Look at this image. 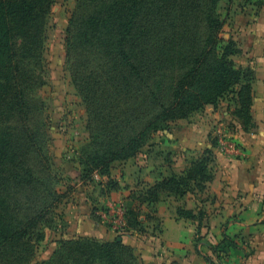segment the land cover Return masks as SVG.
Segmentation results:
<instances>
[{
    "label": "trees",
    "instance_id": "16d2710c",
    "mask_svg": "<svg viewBox=\"0 0 264 264\" xmlns=\"http://www.w3.org/2000/svg\"><path fill=\"white\" fill-rule=\"evenodd\" d=\"M54 0H0V264H29L39 228L57 214L66 193L54 185L39 147L42 130L34 88L40 86L46 23ZM220 0H80L66 28L65 59L87 110L88 150L80 157L81 179L106 177L110 189L115 161L142 153L152 135L188 118L227 94L243 129L251 126L253 73L237 66L234 40L221 37ZM207 148L178 174L171 173L131 192L120 230L144 231L156 221L162 195L183 197L206 191L213 179ZM69 191V190H68ZM148 210V212L146 211ZM153 214H148V213ZM183 218L201 220L176 207ZM154 229H158L154 226ZM61 239L51 258L35 264H136L134 248L118 240ZM199 240V239H198ZM240 236L223 234L211 244L217 259L238 246ZM210 260V258H208Z\"/></svg>",
    "mask_w": 264,
    "mask_h": 264
},
{
    "label": "crops",
    "instance_id": "0c3cea01",
    "mask_svg": "<svg viewBox=\"0 0 264 264\" xmlns=\"http://www.w3.org/2000/svg\"><path fill=\"white\" fill-rule=\"evenodd\" d=\"M219 11L224 18L221 37L234 40L238 47L234 63L253 73L251 126L243 129L232 113V101L208 104L154 133L152 137L159 134L158 150L145 156L149 160L145 165L138 162L140 155L115 161L110 176L118 189H110L104 176L83 181L79 164L73 161L74 166H68L61 158L63 178L56 188L67 191L60 205L65 228L52 230L57 236L53 249L61 239L111 241L121 234L118 238L134 248L136 264H264V0H220ZM207 148L214 158L213 179L205 193L182 197L195 213L205 212L201 220L179 217L177 198L162 195L156 221L140 216L143 232L106 223L109 213L128 201L131 192L180 173ZM223 234L238 235L240 240L217 259L209 245L221 241Z\"/></svg>",
    "mask_w": 264,
    "mask_h": 264
},
{
    "label": "rangeland",
    "instance_id": "374dc122",
    "mask_svg": "<svg viewBox=\"0 0 264 264\" xmlns=\"http://www.w3.org/2000/svg\"><path fill=\"white\" fill-rule=\"evenodd\" d=\"M79 1L54 0L46 23L45 50L42 54L43 69L42 74H40L42 84L36 86L32 94L35 99L39 100L38 106L42 104L40 110L35 109L36 119H38L43 132L39 147L49 161L52 176L55 179V187H57L59 180L63 178L58 165L61 158L64 159L65 157L68 166H70L73 161L78 163L80 157L84 160V154L89 149L86 106L73 85L65 59L66 28L70 18L74 17L78 12ZM230 99L231 95L227 94L218 101V105L221 101H231ZM219 133L223 134V131ZM158 137L159 134H156L143 147L144 151L139 154L140 156L137 159L140 164L145 165L148 163L149 160L145 156L152 151L158 150ZM72 166L74 165L72 164ZM79 167L80 169L82 168L81 164ZM92 179L94 181L99 180L98 177H93ZM139 184L142 185L141 183ZM176 198L177 206L181 210L191 209L184 198ZM60 208L59 205L55 210L60 213ZM123 209L124 204L119 206V208L116 207L113 212L109 213L111 214L110 219H105L106 223L119 228V220L122 218L120 214H123ZM146 211L148 212V210ZM53 213L48 214L40 225L39 230L43 233L44 238L38 241L34 258L29 264L48 260L55 250L53 249V243L54 238L57 236L53 234L52 230L55 228L63 230L65 225L64 221ZM148 214L153 213L149 212ZM94 239L96 240V238ZM96 241L102 242L98 239Z\"/></svg>",
    "mask_w": 264,
    "mask_h": 264
},
{
    "label": "built area",
    "instance_id": "2783aa9c",
    "mask_svg": "<svg viewBox=\"0 0 264 264\" xmlns=\"http://www.w3.org/2000/svg\"><path fill=\"white\" fill-rule=\"evenodd\" d=\"M120 222H119V224H120V226H122V223H123V216H122V218L119 220ZM120 228V227H119Z\"/></svg>",
    "mask_w": 264,
    "mask_h": 264
},
{
    "label": "water",
    "instance_id": "95a60500",
    "mask_svg": "<svg viewBox=\"0 0 264 264\" xmlns=\"http://www.w3.org/2000/svg\"><path fill=\"white\" fill-rule=\"evenodd\" d=\"M120 240V238H118Z\"/></svg>",
    "mask_w": 264,
    "mask_h": 264
}]
</instances>
